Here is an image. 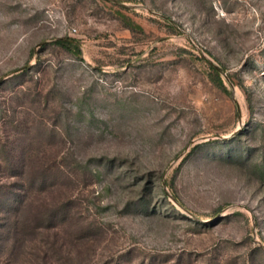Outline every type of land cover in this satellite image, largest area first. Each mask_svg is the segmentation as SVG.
Returning <instances> with one entry per match:
<instances>
[{
    "label": "rangeland",
    "instance_id": "374dc122",
    "mask_svg": "<svg viewBox=\"0 0 264 264\" xmlns=\"http://www.w3.org/2000/svg\"><path fill=\"white\" fill-rule=\"evenodd\" d=\"M0 264H264V0H0Z\"/></svg>",
    "mask_w": 264,
    "mask_h": 264
},
{
    "label": "trees",
    "instance_id": "16d2710c",
    "mask_svg": "<svg viewBox=\"0 0 264 264\" xmlns=\"http://www.w3.org/2000/svg\"><path fill=\"white\" fill-rule=\"evenodd\" d=\"M63 42H58V43H61V45H63L64 47H67L68 45H72L71 41H63ZM77 52H78V49H77ZM209 68L211 70L210 81L214 84L216 88L228 94V91L225 88L224 82L220 76L219 70L211 64H209Z\"/></svg>",
    "mask_w": 264,
    "mask_h": 264
},
{
    "label": "water",
    "instance_id": "95a60500",
    "mask_svg": "<svg viewBox=\"0 0 264 264\" xmlns=\"http://www.w3.org/2000/svg\"><path fill=\"white\" fill-rule=\"evenodd\" d=\"M219 71L221 70L219 67L215 66Z\"/></svg>",
    "mask_w": 264,
    "mask_h": 264
}]
</instances>
